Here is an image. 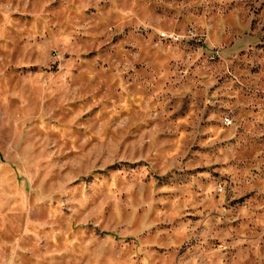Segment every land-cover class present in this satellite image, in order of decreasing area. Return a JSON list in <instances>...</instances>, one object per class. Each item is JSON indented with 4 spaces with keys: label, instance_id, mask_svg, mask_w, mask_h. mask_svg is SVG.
<instances>
[{
    "label": "rangeland",
    "instance_id": "rangeland-1",
    "mask_svg": "<svg viewBox=\"0 0 264 264\" xmlns=\"http://www.w3.org/2000/svg\"><path fill=\"white\" fill-rule=\"evenodd\" d=\"M263 224L264 0H0V264H264Z\"/></svg>",
    "mask_w": 264,
    "mask_h": 264
},
{
    "label": "built area",
    "instance_id": "built-area-1",
    "mask_svg": "<svg viewBox=\"0 0 264 264\" xmlns=\"http://www.w3.org/2000/svg\"><path fill=\"white\" fill-rule=\"evenodd\" d=\"M221 189L222 188H221L220 184H217V190L221 191ZM260 239L263 242V246H264V224H263L262 229L260 231Z\"/></svg>",
    "mask_w": 264,
    "mask_h": 264
}]
</instances>
